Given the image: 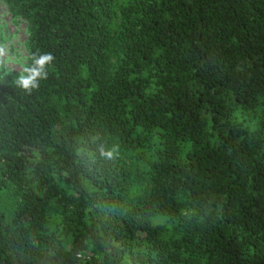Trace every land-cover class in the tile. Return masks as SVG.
I'll return each instance as SVG.
<instances>
[{"label":"trees","instance_id":"obj_1","mask_svg":"<svg viewBox=\"0 0 264 264\" xmlns=\"http://www.w3.org/2000/svg\"><path fill=\"white\" fill-rule=\"evenodd\" d=\"M0 2V264H264V0Z\"/></svg>","mask_w":264,"mask_h":264},{"label":"rangeland","instance_id":"obj_2","mask_svg":"<svg viewBox=\"0 0 264 264\" xmlns=\"http://www.w3.org/2000/svg\"><path fill=\"white\" fill-rule=\"evenodd\" d=\"M128 0H118L125 3ZM28 28L25 22L11 16L9 9L0 2V72L7 78L16 80L23 73L28 64L29 52L27 49ZM140 182L132 190V199L140 196L145 189ZM18 202L12 188L0 193V212L10 216Z\"/></svg>","mask_w":264,"mask_h":264},{"label":"clouds","instance_id":"obj_3","mask_svg":"<svg viewBox=\"0 0 264 264\" xmlns=\"http://www.w3.org/2000/svg\"><path fill=\"white\" fill-rule=\"evenodd\" d=\"M54 60L55 57L50 52L34 54L31 62L24 66L23 73L17 76L15 80L17 87L28 93L39 88L40 82L47 79L48 68ZM102 154L111 157L113 153L109 151Z\"/></svg>","mask_w":264,"mask_h":264}]
</instances>
